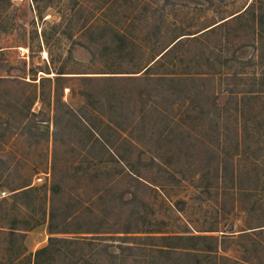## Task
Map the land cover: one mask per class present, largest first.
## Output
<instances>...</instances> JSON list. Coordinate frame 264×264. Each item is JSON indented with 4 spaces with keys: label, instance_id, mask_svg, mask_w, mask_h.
Wrapping results in <instances>:
<instances>
[{
    "label": "rangeland",
    "instance_id": "374dc122",
    "mask_svg": "<svg viewBox=\"0 0 264 264\" xmlns=\"http://www.w3.org/2000/svg\"><path fill=\"white\" fill-rule=\"evenodd\" d=\"M259 229L264 0H0V264H264Z\"/></svg>",
    "mask_w": 264,
    "mask_h": 264
},
{
    "label": "trees",
    "instance_id": "16d2710c",
    "mask_svg": "<svg viewBox=\"0 0 264 264\" xmlns=\"http://www.w3.org/2000/svg\"><path fill=\"white\" fill-rule=\"evenodd\" d=\"M181 36L175 37L174 39H172L167 45L162 47L158 52L151 53L149 55V57L151 56V58H149V60L147 61L146 65L143 67L142 72L140 71V74L148 73L150 67L153 66V65H159V64H161L164 61L170 62L171 59L174 56L173 52H174L175 45L177 43H179L181 39H183V38H180ZM165 63H167V62H164L163 65ZM180 79L181 78H179L177 76H168L167 74H166V76L157 77L158 81L169 82V83H172V82H174L176 80H180ZM95 140L99 141V136L96 135ZM261 230H264V229H259V231H261ZM171 238L177 239V240L184 239L183 237L181 238V236H172ZM194 238L198 239L197 237H190V238H186V239H194ZM50 239H52V238H50ZM168 249L169 248H160L158 250L159 251H163L165 253H169L170 250H168ZM173 249L175 250V247H173ZM203 251L207 252V250L189 248V252H187L188 253L187 255L191 256V257H196L199 254H201ZM194 264H199V262H195Z\"/></svg>",
    "mask_w": 264,
    "mask_h": 264
}]
</instances>
